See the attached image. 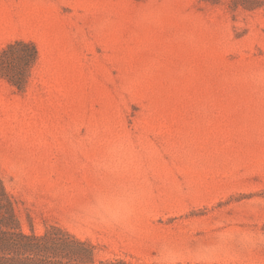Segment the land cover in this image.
Wrapping results in <instances>:
<instances>
[{"label": "rangeland", "instance_id": "1", "mask_svg": "<svg viewBox=\"0 0 264 264\" xmlns=\"http://www.w3.org/2000/svg\"><path fill=\"white\" fill-rule=\"evenodd\" d=\"M16 41L3 264H264V0H0Z\"/></svg>", "mask_w": 264, "mask_h": 264}, {"label": "trees", "instance_id": "2", "mask_svg": "<svg viewBox=\"0 0 264 264\" xmlns=\"http://www.w3.org/2000/svg\"><path fill=\"white\" fill-rule=\"evenodd\" d=\"M12 49L13 50L17 49V51H20L21 54H23L22 58L26 59L28 61V63H32L36 60L37 51L31 43L23 42V41H16L14 43L8 44L7 49H4L1 52L2 55L0 56V71L2 72V75L8 76V78L13 82V84L18 85L19 84L18 83L19 81L17 79L18 77H15V79H13V77H11L12 75H9L8 71H6V69L4 67L7 64V61L9 60L7 57L6 51H9ZM0 192L2 193V195L6 196L1 183H0ZM3 225L7 226V223H3ZM56 230L62 232L65 235V239L74 243V244L81 245V246H83V245L90 246L86 242L80 241L79 239L74 238L73 236L62 231L61 229L56 228ZM17 238L37 240L40 242L47 241V240H45L47 238L46 234H43V235L24 234L21 231H18L15 233V232H12L8 229L0 228V252L9 251L11 246L17 244V242H18ZM52 250H54V249H52ZM53 254H55L54 251H53ZM53 256H56V255H53ZM53 261L55 264H64V261H61L58 259H55ZM0 264H3L1 262V256H0ZM90 264H95V263H90ZM99 264H113V263L112 262H105V263H99ZM120 264H125V263L120 262Z\"/></svg>", "mask_w": 264, "mask_h": 264}]
</instances>
